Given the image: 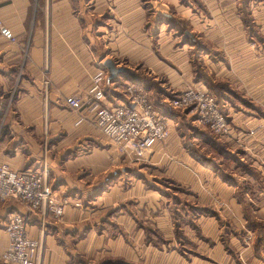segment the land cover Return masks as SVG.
I'll return each mask as SVG.
<instances>
[{"label":"crops","instance_id":"crops-1","mask_svg":"<svg viewBox=\"0 0 264 264\" xmlns=\"http://www.w3.org/2000/svg\"><path fill=\"white\" fill-rule=\"evenodd\" d=\"M197 2L203 10L190 19L200 26L203 67L222 86V93L211 92L230 128L213 145L223 147L229 164L207 168L208 187L197 189L195 172L184 165L187 152L166 162L161 177L189 191L176 198L187 195L192 205L211 209L192 216L186 208L181 219L167 195L151 196L161 191L145 184L148 173L144 184L88 188L99 174L115 172L119 156L111 142L104 148L106 136L88 109L76 111L64 100L84 95L100 68L108 102L126 94L89 43L79 0H0V164L17 171L45 163L53 195L68 200L61 216L49 213L44 223L13 201L0 202V255L8 216L18 211L28 237L41 240L40 264H246L249 257L264 264V0ZM163 144L145 156L157 158Z\"/></svg>","mask_w":264,"mask_h":264},{"label":"rangeland","instance_id":"rangeland-1","mask_svg":"<svg viewBox=\"0 0 264 264\" xmlns=\"http://www.w3.org/2000/svg\"><path fill=\"white\" fill-rule=\"evenodd\" d=\"M200 9L202 6L197 0H79L81 24L89 34V43L97 46L98 57L110 59L116 67L124 69L117 75L120 80L118 92L126 91L131 83L141 86L157 108L168 116L170 132L162 141V151L153 159L154 153L151 152L150 156L135 161L117 151L111 143L119 156L118 164L112 168L115 172L99 174L89 189L106 187L115 181L124 185L135 181L144 184V173H148L150 182L145 184L161 191L151 196L165 198L167 195L181 219L186 208L192 216L211 212V209L192 205L191 201L184 199L187 195L181 200L176 198L189 191L173 180L161 177L166 162H176V155L182 149L191 158L184 165L195 172L191 185L197 189L208 187L209 171L206 170L217 165L223 169L229 164H225L221 153L223 147L213 145L217 138L221 140L217 142L225 141L228 134L217 135L199 121L192 107H175L172 101L189 89L205 88L222 93L221 84H214L203 67L204 45L200 46L198 38L200 26L190 19L191 12ZM176 78L182 79L181 82L176 83ZM199 79L202 81L197 83ZM105 139L101 141L104 148L109 146L107 142L110 143ZM248 261L246 264H250L252 258L249 257Z\"/></svg>","mask_w":264,"mask_h":264},{"label":"built area","instance_id":"built-area-1","mask_svg":"<svg viewBox=\"0 0 264 264\" xmlns=\"http://www.w3.org/2000/svg\"><path fill=\"white\" fill-rule=\"evenodd\" d=\"M1 33L8 38L11 36L7 28H1ZM106 75V70L100 68L92 75L90 86L84 95L67 96L64 102L76 111L88 109L96 128L118 151L135 161H140L145 158L153 144L167 139L170 133L168 119L142 87L135 83L127 86L123 101L116 105L109 103L105 86ZM172 101L175 107H192L197 112L199 121L217 135L229 134L227 116L208 89H189ZM83 119L81 116L77 123ZM6 201L17 203L27 213L38 214L42 223L49 213L54 217L61 216L64 206L68 203L66 198L59 199L53 195L49 183V168L45 163L38 168L17 171L1 163L0 202ZM5 231L8 241L0 255L2 262L40 264L39 250L42 243L40 239L28 237L23 213L11 212Z\"/></svg>","mask_w":264,"mask_h":264},{"label":"water","instance_id":"water-1","mask_svg":"<svg viewBox=\"0 0 264 264\" xmlns=\"http://www.w3.org/2000/svg\"><path fill=\"white\" fill-rule=\"evenodd\" d=\"M104 67L108 70L109 75L113 78L124 70L122 67H116L110 59H106L104 61Z\"/></svg>","mask_w":264,"mask_h":264},{"label":"trees","instance_id":"trees-1","mask_svg":"<svg viewBox=\"0 0 264 264\" xmlns=\"http://www.w3.org/2000/svg\"><path fill=\"white\" fill-rule=\"evenodd\" d=\"M216 99H217L218 103H219L220 105H222V102L220 101L221 98H216ZM221 110H222V109H221Z\"/></svg>","mask_w":264,"mask_h":264}]
</instances>
